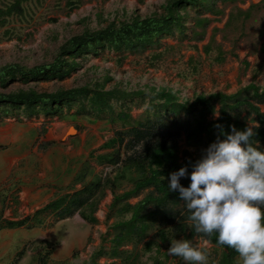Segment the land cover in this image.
Returning <instances> with one entry per match:
<instances>
[{
	"label": "rangeland",
	"instance_id": "obj_1",
	"mask_svg": "<svg viewBox=\"0 0 264 264\" xmlns=\"http://www.w3.org/2000/svg\"><path fill=\"white\" fill-rule=\"evenodd\" d=\"M13 1L0 0V8ZM69 1L26 0L23 4L25 16L15 17L7 27L0 28V69L11 65L32 69L53 64L59 57L60 48L73 37L86 31L101 30L110 23L119 25L137 18L160 17L166 14L164 8L171 0H76L77 6L73 9L69 8ZM263 1L239 0L236 4L224 6L225 16L213 22L204 42L166 38L159 51L154 49L130 56L123 63L107 52L101 57H83L80 69L64 81H40L27 85L15 82L7 88L0 86V92L35 90L51 94L85 86L145 91L148 94L165 90L177 95L181 102L192 103L200 96L237 94L252 82L264 88V70L262 75L253 79V69L259 67L263 56L264 6L261 12H254L251 20L238 19L231 26L227 24L231 11L235 15L237 11L246 12L251 5H259ZM212 39L225 52L236 53L237 59L229 55L223 65L216 64L213 61L215 54L206 53ZM155 52H161L162 56L153 65L151 57ZM244 60L250 63L249 68L243 64ZM146 108L147 104L134 107L133 116L141 118ZM262 109L264 111V106ZM114 130L105 122L96 123L86 117L49 120L45 117L26 119L10 115L4 118L0 126V217L18 221L28 214L32 215V210H36L33 207L35 203H41V209L49 204L43 206L50 199L44 200L49 193L48 188H51L50 191L58 189L57 197L60 192L72 193L64 186L71 182V186L77 185L79 176L84 180L79 188L115 176V167H106L99 161L100 156L118 150L103 148L115 137ZM181 147L187 150L184 139H181ZM189 151L198 157L197 151ZM119 184V194L133 188L127 179ZM41 189L42 198L33 200ZM148 193L149 190H146L141 196L131 199L130 203L136 205ZM96 202L95 215L99 221L96 225L88 224L76 213L56 223L48 217L45 226L1 232L0 264H10L23 249L26 254L20 264H41L40 258L52 245H55V250L46 259L47 264H83L102 244L109 248L110 243H103L102 236L120 219L116 215L109 219L112 191L107 188L99 191ZM151 239H155V232L148 240ZM196 245L205 248L212 259L216 258L212 245L201 240H197ZM127 249L131 250L133 246ZM138 249L143 248L139 246ZM155 251L142 254L140 264H152L151 256ZM99 263L122 264L120 260L109 258H101Z\"/></svg>",
	"mask_w": 264,
	"mask_h": 264
},
{
	"label": "trees",
	"instance_id": "obj_2",
	"mask_svg": "<svg viewBox=\"0 0 264 264\" xmlns=\"http://www.w3.org/2000/svg\"><path fill=\"white\" fill-rule=\"evenodd\" d=\"M75 1H69L70 9L77 6ZM236 1L171 0L164 8L166 14L160 17L137 18L119 25L110 23L101 30L86 31L73 37L60 48L59 57L53 64L32 69L17 65L1 68L0 86L7 88L15 82L27 85L40 81H64L80 69L83 57H101L107 52L123 63L130 56L154 49L159 51L166 38L202 42L207 28L215 21L206 16H223L224 8L220 6ZM25 2L14 0L0 8V28L7 27L15 17L25 16ZM167 50L165 48L164 51ZM161 56V52H155L151 57L152 64L160 61ZM152 94L87 86L51 94L35 90L0 92V126L3 119L10 115L24 116L26 119L45 117L49 120L86 117L96 123L111 125L115 129V137L103 148H118L99 158L106 167H115V176L86 184L81 190H76L75 185L68 187L72 193L59 196L24 219L12 221L0 218V233L4 230L45 226L48 217H52L56 223L76 213L88 224L96 225L99 222L95 215L97 193L107 188L113 193L109 219L115 215L120 219L102 236L103 243H110L109 248L102 244L83 264H100L101 258L120 260L122 264H140L141 255L152 253L154 248L156 251L151 256L152 264H185L181 258L167 254L171 241L175 239H190L194 244L201 240L212 245L216 258L212 259L209 254L207 264H241L235 250L216 244L215 235L206 238L195 232L178 191H168L167 184L169 174L180 167L187 165L191 172L192 164L202 157L207 147L220 135L216 124H221L226 131H230L229 126L233 124L241 130L253 125L256 135L252 142H259L264 148V112L260 107L264 105V88L253 82L237 94L200 96L192 103L181 102L177 95L165 90ZM145 104V114L139 119L135 118L132 114L134 107ZM181 139H184L187 150L181 149ZM189 149L197 151L198 157H194ZM90 157L93 158V153ZM126 179L133 188L119 194V183ZM81 183L84 180L79 176L76 184ZM181 183L188 186L190 178L182 177ZM146 190L149 193L143 200L136 205L130 203L131 199L141 196ZM153 232L155 239L148 240ZM130 245L133 246L131 250L127 249ZM139 246L143 249L139 250ZM54 250L55 245H52L44 258H40V263L47 264L46 259ZM25 254L26 251L21 250L10 264H20Z\"/></svg>",
	"mask_w": 264,
	"mask_h": 264
},
{
	"label": "clouds",
	"instance_id": "obj_3",
	"mask_svg": "<svg viewBox=\"0 0 264 264\" xmlns=\"http://www.w3.org/2000/svg\"><path fill=\"white\" fill-rule=\"evenodd\" d=\"M215 127L220 135L191 172L185 165L169 174L168 191H178L197 234L215 235L216 244L235 250L242 264H264V148L252 142L250 125ZM182 177L190 178L188 186ZM167 254L185 264H207L209 255L190 239L171 241Z\"/></svg>",
	"mask_w": 264,
	"mask_h": 264
},
{
	"label": "crops",
	"instance_id": "obj_4",
	"mask_svg": "<svg viewBox=\"0 0 264 264\" xmlns=\"http://www.w3.org/2000/svg\"><path fill=\"white\" fill-rule=\"evenodd\" d=\"M239 0H237L236 1V3L238 2ZM236 3H233V4H236ZM264 6V1L261 3V4H259V5H251L250 6V8H249V10H247L246 12H243V11H237L236 13V15L234 14V12H230L229 13V17H228V22H227V24H228V26H231L234 22H236L238 19H243V20H251L252 18H253V15H254V12L255 11H257V12H261L263 9H262V7ZM225 16V9H224V14H223V16H221L222 18ZM206 17H209V18H212V19H215V21H213V22H218V19H219V17H214V16H211V15H207ZM213 22L210 24V26L213 24ZM209 26V27H210ZM209 27L207 28V30L209 29ZM207 30H206V37H207ZM264 34H262V36H263ZM206 37H205V40H206ZM204 40V41H205ZM204 41H202V42H204ZM194 42V41H193ZM196 43H198V42H196ZM212 43V44H211ZM211 43H209V45L207 46V48H206V53H208V52H212V54H215V56H214V58H213V61L216 63V64H218V65H223L226 61H227V59H228V56L230 55L231 57H233V58H236L237 59V55H236V53H234V52H229V53H227V52H225L223 49H222V47H221V45H218V44H216V42H215V40L214 39H212V41H211ZM212 48V49H211ZM262 59H261V64L259 65V67L258 68H256V69H253L254 71H253V79H256L259 75H262V73H263V70H264V44H263V46H262ZM209 55V54H208ZM222 61H221V60ZM221 61V63H220V61ZM219 62V63H218ZM243 64L245 65V67L246 68H249L250 67V63L247 61V60H244V62H243ZM253 83V82H252ZM251 83V84H252ZM250 85V84H249ZM262 106H264V105H261L260 107H261V110H262V112H264L263 111V109H262ZM77 177V176H76ZM75 179V178H74ZM73 183L71 182V183H69V184H67V185H65L64 187H66V188H68V187H70L71 185H72ZM79 186V184H77V185H75L74 186V188H76V190H81V188H82V186H81V188H79L78 187ZM65 188V189H66ZM50 189L51 188H48V191H49V193H48V195L47 196H45V199L44 200H46L47 198H50L49 199V201L47 202V203H45V204H43V206L44 205H46V204H48V203H50V202H52L53 200H56L58 197H57V194L59 193V192H57V190L58 189H55V188H52V191H50ZM63 190V189H62ZM42 189L40 190V191H38L37 192V195L33 198V200H39V199H41L42 198ZM65 193H62V192H60V196L61 195H64ZM57 197V198H56ZM21 198V197H20ZM56 198V199H55ZM18 200H19V198H17ZM22 199V198H21ZM17 200V201H18ZM42 201H43V199H42ZM41 203H35L34 204V208H36V210H32V213L34 214L36 211H38V210H40L41 208L39 207V205H40ZM28 215H31V214H28ZM26 217V216H25ZM25 217H23V218H20V219H24ZM0 218H2V217H0ZM4 231H7V230H4ZM3 232V231H2Z\"/></svg>",
	"mask_w": 264,
	"mask_h": 264
},
{
	"label": "water",
	"instance_id": "obj_5",
	"mask_svg": "<svg viewBox=\"0 0 264 264\" xmlns=\"http://www.w3.org/2000/svg\"><path fill=\"white\" fill-rule=\"evenodd\" d=\"M75 131H77V130H75ZM65 138H62L61 140H64Z\"/></svg>",
	"mask_w": 264,
	"mask_h": 264
},
{
	"label": "bare ground",
	"instance_id": "obj_6",
	"mask_svg": "<svg viewBox=\"0 0 264 264\" xmlns=\"http://www.w3.org/2000/svg\"><path fill=\"white\" fill-rule=\"evenodd\" d=\"M71 133H73V131L71 130Z\"/></svg>",
	"mask_w": 264,
	"mask_h": 264
}]
</instances>
